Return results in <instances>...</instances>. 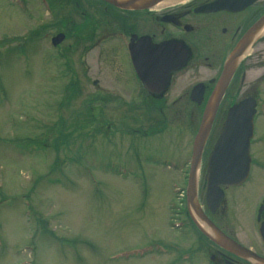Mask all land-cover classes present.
<instances>
[{
  "label": "rangeland",
  "instance_id": "374dc122",
  "mask_svg": "<svg viewBox=\"0 0 264 264\" xmlns=\"http://www.w3.org/2000/svg\"><path fill=\"white\" fill-rule=\"evenodd\" d=\"M38 3L26 14L0 0V264H190V248L204 240L182 191L200 112L192 108L193 120L190 108L176 119L169 114L174 121L166 127L154 112L97 110L88 67L106 45L84 56L89 42L63 30L64 40L52 46L44 22L58 24L64 10L53 7L57 14L47 18ZM258 41L253 49L262 56L248 70L251 80L264 70V38ZM249 91H230L223 102L252 98ZM256 92L250 175L221 203V223L250 239L264 194V86ZM152 122L159 134L146 130ZM139 129L143 135L133 132ZM205 163L204 155L199 186ZM202 249L192 264H202Z\"/></svg>",
  "mask_w": 264,
  "mask_h": 264
},
{
  "label": "flooded vegetation",
  "instance_id": "af4514ba",
  "mask_svg": "<svg viewBox=\"0 0 264 264\" xmlns=\"http://www.w3.org/2000/svg\"><path fill=\"white\" fill-rule=\"evenodd\" d=\"M10 1L11 4L22 3L21 9L29 14L27 5L32 0ZM38 2L47 18L57 14L53 7H57L59 11L64 10L58 24L44 22L43 36L49 39L52 46L64 40L65 35L58 32L63 30L73 31L81 35L80 39L89 42L84 46V56L87 53L92 55L106 45L103 58L99 61L95 58L92 61L96 62V65L93 63L92 67H88L96 75L91 80L94 88L91 103L97 110L138 111L146 115L154 112L159 116V120L163 119L166 127L169 122L174 121L170 119L169 114L176 119L179 113L186 114L189 108V120L194 119L193 107L198 109L201 118L208 100L220 82L227 60L235 53V48L250 30L245 49L237 57L215 110L202 152L206 161L220 134L227 110L238 102L233 100L229 105L224 103L227 94L230 91L238 94L242 89H249V95L246 97L253 98L257 95V86H264V70L252 80L247 75L256 57L262 56L259 49L253 48L260 38H264V32L259 33L263 26L256 30L251 28L264 16V0H180L174 4L160 6L163 1L146 9H121L105 0ZM28 19L31 20V17ZM50 31L58 33L50 36ZM59 35H62L63 39L57 37ZM258 81L261 82L258 84ZM222 106L226 108L222 109ZM220 116H223V121L215 134L218 127L215 121ZM99 117L102 120L103 116ZM158 125L152 122L150 129L146 130H149L151 135L159 134L161 130L157 129ZM165 126H161V129L165 130ZM133 132L143 135L145 131L139 129ZM230 188H223L224 197L221 203L224 201L225 191ZM205 190L206 184H197V199L200 201L199 199L203 198V201H200L203 214L239 248L232 250L219 245L196 227L198 235L205 241L199 243L200 248H203V257L202 260H197L198 263L264 264V240L259 234V229L264 223V194L252 211L256 222V235L250 239L236 236L233 230L221 223L225 211L221 210V203L214 209L205 204ZM182 196L185 201L184 190ZM184 210L191 219L185 204ZM190 221L193 225L192 219ZM193 245L190 248V264L195 251L200 250L194 243ZM199 255L201 256L200 252Z\"/></svg>",
  "mask_w": 264,
  "mask_h": 264
},
{
  "label": "water",
  "instance_id": "95a60500",
  "mask_svg": "<svg viewBox=\"0 0 264 264\" xmlns=\"http://www.w3.org/2000/svg\"><path fill=\"white\" fill-rule=\"evenodd\" d=\"M121 9H146L153 7L165 0H105ZM218 8V7H216ZM215 8V9H216ZM259 25V26H258ZM264 26V16L251 30ZM258 26V27H257ZM250 31V30H249ZM249 31L235 48V53L227 60L220 82L216 86L212 96L208 100L201 116L197 132L193 138L191 157L186 185V205L188 212L196 227L206 234L213 242L230 249H238L236 243L222 233L202 212L196 197V175L199 167L202 150L210 125L214 118L215 110L221 99L227 80L235 65L237 57L244 51ZM60 39L63 36L59 35ZM57 40H60L56 38ZM197 100V99H195ZM198 102V100H197ZM255 114V101L245 98L233 104L226 112V117L220 134L213 145L208 157L204 180L206 182L205 204L210 208H216L223 197L221 187L238 186L243 183L249 173L250 140L253 137V118ZM196 217V218H195ZM205 225L210 234L205 231ZM261 237L264 240V223L260 228Z\"/></svg>",
  "mask_w": 264,
  "mask_h": 264
},
{
  "label": "bare ground",
  "instance_id": "6f19581e",
  "mask_svg": "<svg viewBox=\"0 0 264 264\" xmlns=\"http://www.w3.org/2000/svg\"><path fill=\"white\" fill-rule=\"evenodd\" d=\"M178 1L180 0H165L163 3H160L159 5L164 6V5L174 4L175 2H178ZM263 32H264V29L260 33H263Z\"/></svg>",
  "mask_w": 264,
  "mask_h": 264
}]
</instances>
